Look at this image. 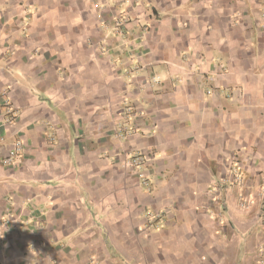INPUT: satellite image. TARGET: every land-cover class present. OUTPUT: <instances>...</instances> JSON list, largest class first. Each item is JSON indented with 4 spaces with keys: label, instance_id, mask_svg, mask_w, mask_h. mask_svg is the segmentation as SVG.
<instances>
[{
    "label": "crops",
    "instance_id": "0c3cea01",
    "mask_svg": "<svg viewBox=\"0 0 264 264\" xmlns=\"http://www.w3.org/2000/svg\"><path fill=\"white\" fill-rule=\"evenodd\" d=\"M23 1L0 0V91L17 113L8 124L0 109V217L35 199L52 209L45 241L74 238L76 219H86V193L125 233L144 223L147 206L164 207L174 214L160 232L177 240L202 233L224 245L233 239L239 253L217 260L257 262L253 251L264 244V0H26L32 13L20 14ZM120 30L140 46L127 81L112 67L126 47ZM214 52L223 69L210 67ZM119 125L127 131L116 138ZM17 140L22 149L3 164ZM135 153L150 156L149 192L119 166ZM234 170L242 184L223 185ZM215 183L226 187L212 196ZM242 199L253 202L239 208ZM35 236L0 227V264L31 257ZM112 242L126 257L127 246ZM101 245L92 248L97 260ZM73 254L66 246L36 264H70ZM87 256L81 251L75 264H88Z\"/></svg>",
    "mask_w": 264,
    "mask_h": 264
},
{
    "label": "rangeland",
    "instance_id": "374dc122",
    "mask_svg": "<svg viewBox=\"0 0 264 264\" xmlns=\"http://www.w3.org/2000/svg\"><path fill=\"white\" fill-rule=\"evenodd\" d=\"M22 7L24 9L20 14L25 12L29 14L32 13L31 10H29L30 5L27 4L26 0L23 1ZM19 17L26 18L27 14L20 15ZM141 28L144 29V25L143 27L141 26ZM18 35L22 36V31H20ZM117 36H120L121 41L126 43V47L124 48L125 50H121L112 58V67L120 73V76L123 78V80L127 81L129 75L131 73H135L136 68L139 66L138 53L140 52V46H137V42L135 45H132V41L128 39L126 33H124L123 30H120ZM213 56L215 61L210 63V67L223 69V57L218 55L217 52H214ZM130 60L131 62L128 64L127 61ZM161 71L163 70L161 69ZM185 71L194 73L196 77L201 75L199 73V69L197 68H187ZM154 78L155 76L153 79ZM123 121L124 120H122V122ZM123 161H121L119 164L121 170H124H122L123 173L125 172V175L135 179L137 177L136 173L130 167L127 166L126 168H123L121 166ZM148 161L144 167L145 171L146 167L148 166ZM145 178L147 182L150 183V186L149 184H147V186L144 184L142 185L138 178L135 179L136 181L138 180L136 185L137 188L142 187V191L149 192L153 183L152 177L147 175ZM241 184L239 183L238 185ZM224 187L226 186H223L221 190L224 189ZM82 196L84 199L82 205L86 213V219H82V217L78 220L76 219V226L78 227H74L75 229L72 228L73 230L69 232V234L73 233L72 235H74V238L65 237L59 240H52V238H49L47 235V241H45L42 234L43 232H48L49 227H51L48 222V216L52 209L42 208L40 205H37L35 199H30L27 201L22 211H19L18 213L10 209L6 210L2 217H0V227L5 228L6 233L15 232L20 234L24 231L30 230L34 235H36L31 242H28V250L31 254V257H23L22 264H36L39 256L48 257L51 260V251L58 252L66 246H72L74 250V254L69 261L70 264H75L74 260L77 259L80 255V252L84 250H88V264H104V262L107 260L115 264H239L237 260H234L232 263V261H219L216 259V256L218 255H229L230 253L235 252V240L233 239L227 240L228 242L224 245L217 237H212L210 239L201 238L200 235L202 233L199 235L193 234L194 238L192 239L183 237L182 239L179 238V240H177L172 236L170 237L167 232H160L161 229L165 227L166 220H173V209H166L164 207L157 209L147 206L139 216L145 220L144 223L138 227V230L134 229L133 233L130 234L129 232L125 233L119 228L117 229L118 220L108 215V209L104 206V204L101 203L105 209H96L94 206H92L93 200L90 197L87 198L86 193H82ZM212 196H217V194H213ZM250 201L251 203L253 202L252 200H240L238 202L239 208H249ZM241 202H244L242 206L240 205ZM262 202L263 201H260L258 211H260L263 206ZM258 220L260 223L262 222L261 217L258 218ZM262 225H264V223ZM170 227L172 228V226ZM175 232L176 229L174 230L173 234H175ZM160 235L163 239H160ZM112 241H114L119 246H127L126 257L120 255L121 250H117L116 247H114L115 244ZM95 242L102 244V259L97 260V253L92 251L94 244L96 245ZM260 244L261 246L257 247L255 251H253V253L255 252L257 259V262H254V264H264V244ZM260 244L258 243L257 245ZM236 253L239 252L236 251L235 254ZM175 254L177 257L174 256ZM50 263L54 264L55 261H50ZM80 264H86V262L82 261Z\"/></svg>",
    "mask_w": 264,
    "mask_h": 264
},
{
    "label": "built area",
    "instance_id": "2783aa9c",
    "mask_svg": "<svg viewBox=\"0 0 264 264\" xmlns=\"http://www.w3.org/2000/svg\"><path fill=\"white\" fill-rule=\"evenodd\" d=\"M3 109L4 114H3V122L4 123H8L10 124L11 122H13L16 119V111L15 109L12 107V104L10 102V98L7 94V92L5 90L0 91V109ZM125 110V115L129 116L132 112V108L130 106H125L124 108ZM124 128V127H123ZM125 129V128H124ZM122 126L118 127L117 131H116V137H122L123 136V130ZM127 130H124V132H126ZM22 141L21 140H17L15 143H13L12 147L10 148V150L8 151V153L6 154V156L2 159V163L3 164H10L13 160V158L16 156V154L22 149ZM149 160L148 156L143 155L142 153H135L132 155H129L122 163V167L126 168L127 166L130 167L135 173H136V178H138V180H140L141 184L146 185L150 183L147 182L146 180V176L147 173L144 170V167L146 166L147 161ZM222 184H226V183H242V178L240 176V174L238 173L237 170L231 171V177L227 180L223 179ZM223 187V185H221L220 183H215L213 184L210 189H209V193L210 194H217L219 195V193L223 192L224 189L221 190V188ZM149 188V187H148ZM260 199H262L261 201L263 206L261 208V210L259 211V216L262 218V222L264 223V187L261 189L260 191ZM244 204V202H241L240 205L242 206Z\"/></svg>",
    "mask_w": 264,
    "mask_h": 264
}]
</instances>
